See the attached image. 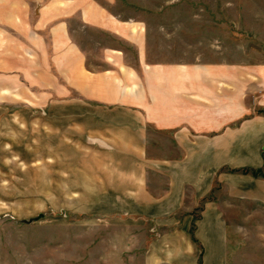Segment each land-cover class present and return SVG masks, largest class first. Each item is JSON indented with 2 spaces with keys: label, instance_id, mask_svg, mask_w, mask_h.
Wrapping results in <instances>:
<instances>
[{
  "label": "crops",
  "instance_id": "crops-1",
  "mask_svg": "<svg viewBox=\"0 0 264 264\" xmlns=\"http://www.w3.org/2000/svg\"><path fill=\"white\" fill-rule=\"evenodd\" d=\"M74 18L131 40L139 60L118 46L88 66ZM24 100L44 111L42 148L70 167L68 196L103 201L91 207L137 264H226L214 190L264 206V176L233 170L264 166V63H151L142 27L97 0H0V103Z\"/></svg>",
  "mask_w": 264,
  "mask_h": 264
},
{
  "label": "rangeland",
  "instance_id": "rangeland-1",
  "mask_svg": "<svg viewBox=\"0 0 264 264\" xmlns=\"http://www.w3.org/2000/svg\"><path fill=\"white\" fill-rule=\"evenodd\" d=\"M97 1L116 18L142 27L151 63H264V0ZM71 25L88 51V66L102 67L103 57L116 54L106 50L118 46L126 60H139L131 40L77 18ZM33 103H0V264H137L121 254L122 227L91 207L103 201L68 196L70 174L58 170L70 167L56 164L55 149L42 148L44 111ZM166 146L158 150L162 156L178 154ZM214 195L229 224L226 264H264V206L217 188Z\"/></svg>",
  "mask_w": 264,
  "mask_h": 264
},
{
  "label": "trees",
  "instance_id": "trees-1",
  "mask_svg": "<svg viewBox=\"0 0 264 264\" xmlns=\"http://www.w3.org/2000/svg\"><path fill=\"white\" fill-rule=\"evenodd\" d=\"M262 112H264V109L261 110ZM234 171H239V172H243V173H251L255 176H264V166L262 168H250V167H245V168H238V169H233ZM211 197V196H209ZM208 197V198H209ZM205 200V199H204ZM200 209H202V206H200ZM192 235L195 239V225H192Z\"/></svg>",
  "mask_w": 264,
  "mask_h": 264
}]
</instances>
